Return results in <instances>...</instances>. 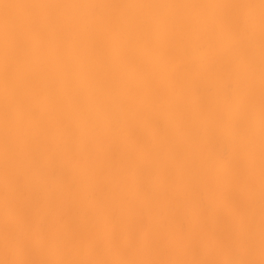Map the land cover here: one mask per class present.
Here are the masks:
<instances>
[{
  "label": "bare ground",
  "instance_id": "bare-ground-1",
  "mask_svg": "<svg viewBox=\"0 0 264 264\" xmlns=\"http://www.w3.org/2000/svg\"><path fill=\"white\" fill-rule=\"evenodd\" d=\"M0 264H264V0H0Z\"/></svg>",
  "mask_w": 264,
  "mask_h": 264
}]
</instances>
